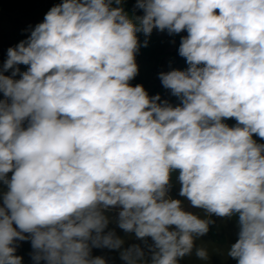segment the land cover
Wrapping results in <instances>:
<instances>
[{
  "label": "clouds",
  "instance_id": "obj_1",
  "mask_svg": "<svg viewBox=\"0 0 264 264\" xmlns=\"http://www.w3.org/2000/svg\"><path fill=\"white\" fill-rule=\"evenodd\" d=\"M125 4L61 0L7 49L0 264H23L20 242L32 264L208 262L213 217L235 220L228 258L264 264V0ZM154 29L186 33L187 67L158 73L177 104L131 83Z\"/></svg>",
  "mask_w": 264,
  "mask_h": 264
},
{
  "label": "rangeland",
  "instance_id": "obj_2",
  "mask_svg": "<svg viewBox=\"0 0 264 264\" xmlns=\"http://www.w3.org/2000/svg\"><path fill=\"white\" fill-rule=\"evenodd\" d=\"M61 0H0V65L6 59L7 49L16 45L21 40L25 39L29 34L25 29L30 25L41 22L46 12ZM135 0H126L125 8L130 13L132 12ZM136 14H141L137 12ZM141 42L145 36L138 34ZM179 37V35H177ZM148 39V46L142 47L136 57L139 66V74L131 81L132 85L142 84L148 91L149 95L160 94L162 99H167L173 104L179 103L176 97L171 96L170 91L163 88L158 73L161 71L167 72L173 68L183 70L187 66H175L176 42L174 36H170L167 32H159L153 30ZM21 72L27 70V66L20 65ZM11 74V70L5 73ZM19 78V77H16ZM230 126L235 124V120H227ZM258 142L264 141L256 138ZM178 173H173L172 182L173 188L171 195L174 198L178 196L179 185L176 182ZM182 199V198H181ZM201 216L203 213L199 210L193 209ZM110 215H115L111 213ZM216 223L211 227L209 233L197 240L199 246H204L208 249L210 260L208 262L199 261L192 257L184 258L180 264H236L235 260L226 256L227 245L234 243L236 239V227L234 219H219L213 217ZM110 228L115 227L114 224L109 225ZM117 233L125 238V246L130 243H139L135 240L134 235H126L121 230L116 229ZM30 242H20L17 249V255L23 257V264H32L30 258L31 253ZM93 255L104 256L108 260V264H123L119 259V253L116 251H109L107 249H93Z\"/></svg>",
  "mask_w": 264,
  "mask_h": 264
},
{
  "label": "trees",
  "instance_id": "obj_3",
  "mask_svg": "<svg viewBox=\"0 0 264 264\" xmlns=\"http://www.w3.org/2000/svg\"><path fill=\"white\" fill-rule=\"evenodd\" d=\"M183 35H186V33H181V34H179V37L177 36V35H174V41L176 42V52L178 51V47H179V43H180V37L181 36H183ZM175 66H178V65H180V66H187V64H186V61H185V59L184 58H182V57H180L179 55H178V53H177V55H176V58H175Z\"/></svg>",
  "mask_w": 264,
  "mask_h": 264
}]
</instances>
